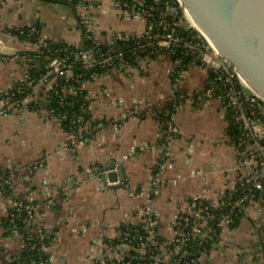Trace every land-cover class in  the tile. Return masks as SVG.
<instances>
[{
    "label": "crops",
    "instance_id": "0c3cea01",
    "mask_svg": "<svg viewBox=\"0 0 264 264\" xmlns=\"http://www.w3.org/2000/svg\"><path fill=\"white\" fill-rule=\"evenodd\" d=\"M74 8L77 16L71 7L50 0H4L0 23L12 29L39 25L47 39L81 45V17ZM91 14L99 38L140 36L146 29L145 22L122 19L112 0H96ZM178 63L175 57L164 55L126 74L96 76L86 86L91 122L107 125L95 128L85 144H74L58 122L36 112H15L1 120L0 169L16 164L25 169L13 175L12 189L39 204V226L56 230L51 249L54 264H100L109 254L107 242L115 240L120 226L126 222L140 225L141 211L148 205L159 220V237L171 242L172 220L188 210L190 200L202 196L216 202L237 175L246 173L240 165L242 150L229 135L223 104L210 93V71L189 64L180 77L175 73ZM26 74V67L0 58V92L14 87ZM169 104L175 110L179 139L160 175L161 184L153 187L155 164L165 153L157 114ZM114 163L123 165L127 182L113 189L120 180L105 187L101 168ZM5 216L1 200L0 264H11L21 254L23 243L3 230ZM253 244L254 223L244 219L239 228L224 229L203 262L250 264ZM169 258L168 264H173L174 257Z\"/></svg>",
    "mask_w": 264,
    "mask_h": 264
},
{
    "label": "built area",
    "instance_id": "2783aa9c",
    "mask_svg": "<svg viewBox=\"0 0 264 264\" xmlns=\"http://www.w3.org/2000/svg\"><path fill=\"white\" fill-rule=\"evenodd\" d=\"M59 1L81 9L79 34L85 43L88 41L94 45L88 49H82L79 44L69 45L78 46V49L71 54L81 58L85 70L102 69L106 70V74H126L146 60L170 55L183 58L177 59L179 63L175 73L180 77L184 73V62L198 64L210 71V93L216 94L223 104V113L229 124V135L232 127L234 129L238 127L240 131H243L238 142L231 135L230 137L237 149L242 150L243 159L240 165L246 173L237 175V178L229 183L225 194L216 202L207 204V200L202 196L190 200L188 210L180 212L172 220L173 240L171 242L160 243L159 220L152 206H146L141 211L142 221L138 225H144V231L135 229L137 226L130 222L124 223L122 227L125 226V228L120 229V226L115 238L118 244H106L109 254L100 263L168 264L169 255H172L173 264H205L203 258L208 254L207 249L212 239L217 236V226L225 229L233 221L230 216L225 215L218 225H215L213 223L215 216L211 214L214 209L230 208L233 209L232 211L244 209L252 216L254 204L264 207V199H258L260 194L261 196L264 194V176L257 179V174L264 169V101L256 93L248 95L245 92V88L249 87L247 81L229 65L228 60L219 54L213 43L195 25L180 0H112L114 8L122 19L145 22L146 29L140 36L111 34L105 38L98 37L96 21L91 14V8L96 0ZM3 2L4 0H0V6ZM27 30L4 28L0 23V58L5 61H15L27 69L26 77L21 82L11 89L0 92V122L4 117L13 115L15 112H36L55 122H65L69 120L71 114V123L77 128L75 132L69 133L75 140L74 144L87 143L90 141L87 138L93 136L92 122L87 120L85 115L91 110L89 95L85 103L80 100L75 103L62 101V107H70L72 112L68 110L60 116L45 106L48 99L59 94L58 78L79 80L83 75H73L74 67L67 65V58L63 60L54 58L50 59L48 64H44L46 74L35 84L30 70L41 64H35L30 54H39L48 50L58 41L45 38L38 25H31L27 27ZM132 37L139 39L140 44L137 47L126 51L118 46L121 42H128ZM21 46L23 50L19 49ZM104 46L107 50H103ZM80 91H86V86L83 85ZM70 93L74 96L78 95L75 88H72ZM87 102H89L88 107H86ZM76 106H78L77 109ZM173 106L177 108V102ZM135 113L140 115L142 111ZM230 115L232 121L229 120ZM166 117L161 121L164 132L162 146L165 148V153L155 164L157 174L152 181L153 187L161 184L160 175L169 162L172 145L179 139L175 110H170ZM77 137H84L86 140L76 141ZM24 170L22 166L16 164L6 170L8 173L0 171V201L5 202V218L15 220L14 212L24 211L26 214L17 218L26 227L29 235L22 234L17 226L11 229L14 236L22 240V251L28 244H33V249L41 246L40 250L49 255V258L40 264H54L51 249L56 242L57 232L39 226L37 223L39 204L32 199L19 197L12 189L13 175ZM230 193H241L243 196L233 203ZM231 215L233 216V213ZM255 221L262 226L264 218L261 215ZM211 222L212 224L209 225ZM2 228L6 231L3 226ZM51 237H54L52 244L47 242V239ZM195 248L196 251H194ZM201 250L203 252L199 254ZM258 251L261 252L260 254L264 253L262 247H258ZM29 262L38 264L34 259H30Z\"/></svg>",
    "mask_w": 264,
    "mask_h": 264
},
{
    "label": "water",
    "instance_id": "95a60500",
    "mask_svg": "<svg viewBox=\"0 0 264 264\" xmlns=\"http://www.w3.org/2000/svg\"><path fill=\"white\" fill-rule=\"evenodd\" d=\"M195 25L213 43L219 54L247 81L248 95L256 93L264 101V0H180ZM71 7L72 4L62 3ZM85 40L81 41L84 49ZM105 187L120 188L127 182L122 164L101 168ZM264 176V169L257 174Z\"/></svg>",
    "mask_w": 264,
    "mask_h": 264
},
{
    "label": "trees",
    "instance_id": "16d2710c",
    "mask_svg": "<svg viewBox=\"0 0 264 264\" xmlns=\"http://www.w3.org/2000/svg\"><path fill=\"white\" fill-rule=\"evenodd\" d=\"M50 1L55 2V3H59V4L64 3V2L59 1V0H50ZM28 30L26 27L25 31H28ZM139 44H140L139 39L137 37H132L128 42H121V43H119L118 46L123 48L126 51H129V50H132L133 48L137 47ZM93 45H94L93 43L86 41L84 49H88ZM103 48H104L103 50H107L106 46H104ZM76 49H78V46H73V45H69L68 43L58 41L57 43L52 44L51 48L48 50H44L39 54H30L31 58L33 59L35 64L36 63L41 64V66L34 67L33 69L30 70V74L33 77L35 84L38 83L40 78L46 74V70L43 68L44 64H48L50 62V59H54V58H58L60 60L67 58V65L74 67L73 75L74 76H77L79 74L83 75L79 80H76V79L68 80L66 77L58 78V83L60 84L58 87L59 94L52 96L50 99H48L45 102L46 108L49 110L55 111V114L57 116H60L63 112H66L68 110L70 113L72 112V109L70 107H65V108L62 107V105H61L62 101L75 103L77 100H80V102L85 103V99L88 96V91L87 90L86 91H80V88L83 85L87 86V85L91 84L94 81L96 76L106 75V70H102V69H100V70L99 69L85 70L84 64H83L81 58L71 54V52L76 50ZM56 51H59L60 53L59 52L56 53ZM142 56H144V55H142ZM98 57H99V55H98ZM175 58H176V60L177 59H183L181 56H178ZM189 64H190V62H184V65L186 67ZM72 88L77 89V92H78L77 96H74L70 93V90ZM88 106H89V102H87V104H86V107H88ZM75 108L77 109L78 106H76ZM170 110H174V108L171 104L167 105V107L164 111L157 114L160 121L167 118L166 114ZM85 115H86L87 120H90V121L92 120L91 113H89V114L87 113ZM70 117H71V114L69 115V120H67L65 122H63V121L58 122L61 125V127L65 130V132H67V133H72V132H75L77 130L76 126H74L71 123L72 119ZM229 120L232 121L231 115L229 116ZM105 125H107V123H104V122H98V123H94V124L91 123V130L94 132L95 128L105 126ZM242 132L243 131L242 130L240 131L238 129V127L236 129H234L232 127L230 135H231V137H233V139H235L238 142L242 136ZM92 137L93 136H89L87 138V140H91ZM83 139H84V137L83 138L77 137L76 141H81ZM84 140H86V139H84ZM0 171L8 173V171H6V170L0 169ZM230 194L232 196V202L233 203L236 202L237 200H239L243 196V194H241V193H230ZM262 198L264 199V194H263V196H261V194H260L258 199L261 200ZM206 203L208 204V203H210V201H206ZM232 210L230 208L214 209L211 214L213 216H215V221L214 222L212 221V222L215 223V225H218L219 221L225 215H228L233 220L229 226L230 229L239 228L244 219L251 220L255 226V219L252 218V216H250L244 209H242V210L237 209L235 211H232ZM14 213L16 214L15 220L5 218L2 222L3 223L2 226L5 228L6 234L9 236H14V233L12 232L13 230H11V229L13 228V226H17L18 229H21L22 234L28 236L29 235L28 230L22 224V222H20L19 219L17 218L18 216H24L26 213L24 211L14 212ZM231 213H233V216L231 215ZM263 218H264V214H263ZM212 222L209 223V225H211ZM143 227H144V225L137 226V227H135V229L141 230L143 232L144 231ZM124 228H125V226H123V227L121 226L120 229H124ZM53 231L56 232V230H53ZM261 231H262V233H261L262 236L261 235L260 236H261L262 241H260L258 244H253L252 250H251V252H249V256L251 258L250 264H264V263H260L262 256H260L261 255L259 253L260 251H258V247H262L263 252H264V236H263V234H264L263 233L264 232V222L262 223ZM223 232H224V228L217 226V236H216V238L212 239V241L209 245V248L207 249V253H208L207 255H209L210 252L212 251V249L214 248V246L220 242L222 235H223ZM159 241H160V243H167V241H165L161 238ZM47 242H49L51 244H52V242L54 243V237H51V239H47ZM107 243L117 245L118 241L113 240V241H109ZM32 245L28 244L26 246V248L22 251L21 255L18 257H15L12 260L11 264H31L29 262L30 259H34L38 264L42 263L43 261H47L49 258V255L43 253L40 250L41 246H37L35 249H33ZM196 250L197 249L195 248L194 251H196ZM202 252H203V250L199 251V254H201Z\"/></svg>",
    "mask_w": 264,
    "mask_h": 264
},
{
    "label": "rangeland",
    "instance_id": "374dc122",
    "mask_svg": "<svg viewBox=\"0 0 264 264\" xmlns=\"http://www.w3.org/2000/svg\"><path fill=\"white\" fill-rule=\"evenodd\" d=\"M79 10V12L81 11V9H78ZM82 13H83V10H82ZM83 40V39H82ZM178 140V139H177ZM171 155V154H170ZM257 205V208H254V210L252 211V216L254 215L255 216V219L256 220H258V218H260V216L262 215V214H264V207H262V206H259V204H255V206ZM257 231L259 232L257 235H256V233H257ZM261 233H262V231H261V226H260V224L257 222V221H255V244H258L260 241H262L261 240ZM264 233V232H263ZM261 235V236H260ZM263 236H264V234H263ZM259 253H261V252H259ZM260 256H262V258H261V262L263 263L264 262V253H262ZM260 262V263H261Z\"/></svg>",
    "mask_w": 264,
    "mask_h": 264
}]
</instances>
